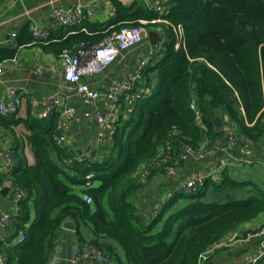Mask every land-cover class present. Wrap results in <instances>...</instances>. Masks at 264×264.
<instances>
[{
	"label": "trees",
	"instance_id": "trees-1",
	"mask_svg": "<svg viewBox=\"0 0 264 264\" xmlns=\"http://www.w3.org/2000/svg\"><path fill=\"white\" fill-rule=\"evenodd\" d=\"M112 2L116 13L106 23L86 20L80 27L50 31L47 40L35 39L27 26V38L18 37L19 44H40L62 56L97 45L125 26L160 17L140 2ZM165 11L162 17L169 24L148 26L160 29L164 39V54L143 72L141 82L150 93L135 100L126 119L113 123L114 133L94 160L67 164L71 157L55 140L59 114L36 118L30 97L23 98L27 117H0L5 127L23 126L28 132L16 134L13 149L9 176L26 196L18 203L14 235L0 240L3 264H48L52 243L68 220L74 221L82 248L115 257L119 264L115 247L105 241L121 248L126 264H200L226 235L264 215V181L257 183L233 168H226L219 181L206 179L195 191L175 192L154 219L135 200L157 176L183 164L185 145L198 149L208 141L211 147L223 138L217 118L230 122L248 144H264V0H169ZM178 28L183 31L179 48ZM6 55L12 58L15 50ZM192 99L199 118L190 108ZM26 144L33 164L24 152ZM168 152L170 159L162 162ZM144 162L151 163L145 179L140 173ZM83 228L91 229L95 239L87 242ZM21 233L25 240L16 243ZM256 264H264V257Z\"/></svg>",
	"mask_w": 264,
	"mask_h": 264
},
{
	"label": "crops",
	"instance_id": "crops-1",
	"mask_svg": "<svg viewBox=\"0 0 264 264\" xmlns=\"http://www.w3.org/2000/svg\"><path fill=\"white\" fill-rule=\"evenodd\" d=\"M120 1L127 6L132 5L135 1L140 2L138 0ZM90 3H93L94 15L87 21L91 23H106L113 18L112 12L115 11L116 13L112 0H0V64H4L0 75V101L8 99V90L12 88H18L22 93L24 90H28L35 100V103H31L32 113L36 118H42L41 116L45 111V100L50 96L58 95L63 101V107L75 110L73 116L63 115L62 109L55 112L59 114L58 122L60 121L64 126L61 133L65 136V142L63 148L60 149L64 150L67 157H71L69 159L71 162L86 161L88 156H90L88 160H94V157L102 154V148L109 142L110 136L103 139L99 138V126L90 119V115L109 112L111 102L106 97H103L101 101L94 105L87 106L77 95V86L65 81L62 57L45 51L40 44L20 45L18 37L25 42L27 37L23 31L31 24L38 25L43 30L57 31L59 27L52 14L53 8L51 5L53 4L56 7L69 10L77 5H88ZM140 3L142 4V2ZM159 33L161 34V32ZM13 34H17L14 40L12 39ZM10 50H15V55L12 58H7L6 53L8 54ZM154 51L157 52L153 56L156 60L160 59L164 54V39L162 35L161 42L157 45L153 46L148 37L139 47L123 53L104 73L94 75L85 80L93 89L101 92L108 91L113 85L125 82L134 74L136 60L139 56H146ZM141 80L137 81L139 84L135 83L137 84L135 86L140 85L138 89L134 86V92L123 95L115 107L112 108V123L117 122L121 117L126 119L133 110L135 100L144 95L145 92H150V88L144 87ZM28 108L29 105H23L17 117H27ZM232 129L235 134H238V141L241 145V140L245 141V146H242L245 147L246 155L254 159L255 163L252 165H229L227 169L233 168L238 171L246 168L250 169L256 165L264 167V144L261 147H254L247 143L237 128L233 126ZM16 134L19 137H24L28 132H25L23 126H18L13 130L5 127L0 122V230H4L9 237L15 233L13 221L20 214L18 203L26 196L23 190L11 179L10 173L4 174L2 171L6 164V154L9 153L11 159L12 155H14L13 149L16 147V138H18ZM231 151L235 155H240V152L235 147ZM24 152L29 164H33L35 161L34 155L29 145L26 144ZM226 154L224 151H218L213 158L205 160L190 158L184 161L181 166L171 169L165 175L157 176L158 178L156 177L155 179L161 181L164 178H173V176H177L178 172L185 169L191 173L190 176L200 172L204 173V169L207 166L214 163L219 165L227 162L229 156ZM150 167V162L143 163L140 173L144 179L151 173ZM225 171L223 169L213 180L219 181ZM149 187L150 184L135 199L144 215L151 214L154 211L158 200H169V194L172 192L171 190L168 194L166 190L163 194L154 195L149 190ZM19 195H22V197H19ZM164 196L165 198L163 199ZM6 215L11 216L12 223L7 224L3 221ZM68 221L74 223L72 220ZM262 225H264V215L226 235L222 241H238V243L233 244L231 248L218 249L212 259V264H251L256 256L264 252V240L252 239L247 241L244 239L247 238L251 231L260 228ZM82 234L87 242L95 239L91 229L83 228ZM240 240L244 241L240 242ZM104 241L102 240V242ZM105 242L115 247L116 255L120 257L123 264H126V258L121 248L109 240ZM85 250L84 247H81L76 232V225L74 230L66 229L62 226L52 243V252L48 264H119L115 257L107 255H104L102 260L95 259L94 255L84 258L82 254Z\"/></svg>",
	"mask_w": 264,
	"mask_h": 264
},
{
	"label": "built area",
	"instance_id": "built-area-1",
	"mask_svg": "<svg viewBox=\"0 0 264 264\" xmlns=\"http://www.w3.org/2000/svg\"><path fill=\"white\" fill-rule=\"evenodd\" d=\"M142 2L143 5L149 9L157 12L160 17L147 22L141 21L138 26H125L119 31L113 33L111 36L107 37L101 43L86 47L85 45L79 46L74 50L65 51L62 54L63 60V76L66 82L76 85V93L79 98L87 105L92 106L95 103L102 100L103 97H106L111 102L110 111L107 113H93L90 115V119L93 122H96L99 126V138L103 139L107 136H111L114 133V127L111 119L112 108L118 103V101L126 93L133 90L135 83L143 78V72L149 63L154 59L153 56L157 52L149 53L146 56H139L136 60V68L133 75H131L125 82L119 83L118 85H113L108 91H98L93 89L89 83L86 82V78L92 77L97 74L104 73L123 53L131 51L141 44L144 40L149 37V32L151 31L148 27L149 25H160V24H169V22L162 17L166 13L165 6L169 0H138ZM52 4V3H50ZM52 6V14L54 20L59 28H68L72 26H81L84 21L89 20L94 15L93 3L88 5H77L73 9H63L60 7ZM112 16H115V11L112 12ZM30 30L35 39L47 40L50 37V31L43 30L38 27V25L31 24ZM82 31H86L84 28ZM160 30V29H159ZM161 31V30H160ZM158 31V32H160ZM178 31V40L177 47H181L183 44V31L181 28L177 29ZM17 37V34L12 35L14 40ZM4 64H0V75L2 74V68ZM150 92H145L144 95L149 94ZM23 95L24 97H30L31 103H35L32 94L28 90L20 92L18 88H12L8 90V99L6 101H0V116L3 118H9L12 115H15L23 106ZM45 111L42 114L43 119H47L50 115L58 110L62 109V114L65 116H73L75 110L69 107H63V101L58 95H53L48 97L45 102ZM190 108L196 112V116L199 118L200 113L197 107L195 99H192L190 103ZM64 126L59 121L57 123V129L59 134L56 136L55 140L58 147L63 148L65 142V136L61 131ZM232 124L228 121H224V135L223 138H217L213 146H209L210 142L206 141L203 145L194 149L189 145H185L182 154L180 155L181 161H187L190 158L196 160H205L213 158L218 151H224L229 156L227 162L221 164L214 163L210 166L205 167L204 173H196L190 177H187L181 185L175 187L172 192L169 194L168 198H171L172 194L177 191H184L190 193L195 191L204 185L206 179H214L218 173L222 172L223 169H226L229 165H252L255 163L254 159L246 155L245 147H243L238 139L235 136V132L232 129ZM222 130V129H221ZM238 149L240 155H235L233 148ZM167 149H170V143L167 144ZM88 156L87 159H89ZM170 159V153L166 154L161 161L166 162ZM5 162L2 171L4 174L11 173L13 169V161L9 153L5 156ZM67 164H70L71 161L66 160ZM92 178V175L87 176L88 181ZM90 185V183H88ZM22 197V195H19ZM87 202L91 203L90 198H86ZM166 201H160L154 207V211L151 213L152 219L160 212L162 209L163 203ZM4 222L12 223L11 216L6 215L3 219ZM9 236L6 235L5 231L0 230V240H6ZM252 239H263L264 240V227L259 230L249 233L247 238L244 240ZM25 240V235H21L17 238L16 243L23 242ZM244 240H240L243 242ZM236 242H226L220 241L212 248H210L202 257L201 261L207 260L215 255L216 251L225 247H233V244ZM91 255H94L95 259L102 260L104 255L102 252L96 251L95 249H86L82 257L86 258ZM264 257V252L256 256L251 264H256L259 260ZM4 255L0 252V264H3Z\"/></svg>",
	"mask_w": 264,
	"mask_h": 264
},
{
	"label": "rangeland",
	"instance_id": "rangeland-1",
	"mask_svg": "<svg viewBox=\"0 0 264 264\" xmlns=\"http://www.w3.org/2000/svg\"><path fill=\"white\" fill-rule=\"evenodd\" d=\"M178 166H181L178 165ZM263 168V169H262ZM241 171L243 172V175L245 177H250L251 179L255 180V182L257 183H262L264 181V167H262L261 165H256L250 169H241ZM191 173H189L186 169L184 171H180L177 173V176H173V178H164L163 180H159L158 179H154L152 181V183L150 184L149 190L151 191L152 194L156 195V194H163V192H165L166 190L168 191V194L171 190H173L175 187H177L181 182H183L187 176H190ZM158 178V177H157ZM160 192V193H158ZM167 194V195H168ZM160 196V195H159ZM165 198V196L163 197V199ZM160 202V200H158V202L156 203V205ZM145 215H149L145 214ZM264 226V225H263ZM225 248H230V247H225ZM222 248V249H225ZM213 257H215V255H212L211 258L207 259V260H203L202 264H212V259Z\"/></svg>",
	"mask_w": 264,
	"mask_h": 264
},
{
	"label": "water",
	"instance_id": "water-1",
	"mask_svg": "<svg viewBox=\"0 0 264 264\" xmlns=\"http://www.w3.org/2000/svg\"><path fill=\"white\" fill-rule=\"evenodd\" d=\"M149 39H150V43L155 46L157 45L158 43L161 42V34L158 32V31H153L151 30L149 32ZM215 127L218 129V130H221L224 128V122L220 119V118H217L215 120ZM63 227L66 228V229H70V230H74L75 229V225L73 222L71 221H67L63 224Z\"/></svg>",
	"mask_w": 264,
	"mask_h": 264
}]
</instances>
